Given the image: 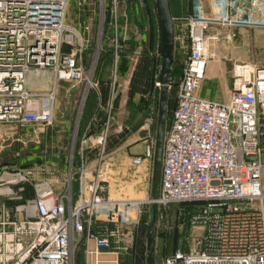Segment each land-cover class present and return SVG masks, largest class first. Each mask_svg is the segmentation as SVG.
<instances>
[{
	"label": "built area",
	"instance_id": "2783aa9c",
	"mask_svg": "<svg viewBox=\"0 0 264 264\" xmlns=\"http://www.w3.org/2000/svg\"><path fill=\"white\" fill-rule=\"evenodd\" d=\"M193 1L192 13L174 33L185 56L177 81L169 85L175 87V106L163 137L156 202L162 208L174 203L199 205L185 212V226L190 225L187 251L183 238L161 264H264V64L234 62L226 102L197 94L207 67L210 24L264 25V0H213L210 15ZM97 5L98 32L103 33L106 7L115 26L116 0H98ZM67 6L68 0H0V150L16 141L25 143L11 132L27 127L39 143L40 134L53 124L54 90H29L28 72L50 69L55 80H84L86 87L92 86L75 56L82 38L66 23ZM111 33L115 37V27ZM105 137L104 129L95 139L98 163L106 154ZM153 150L154 143L144 140L132 164L153 161ZM77 154L81 164L76 194L69 176L60 193L42 181L34 184L31 198L12 208L0 201V264H74L79 243L83 264H99L101 251L111 248L114 232L95 225L101 220L99 210L112 204L103 196L105 186L97 168L85 181L84 152ZM26 179L13 172L4 182ZM9 194H13L9 187L0 192ZM143 202L152 200L147 197Z\"/></svg>",
	"mask_w": 264,
	"mask_h": 264
},
{
	"label": "rangeland",
	"instance_id": "374dc122",
	"mask_svg": "<svg viewBox=\"0 0 264 264\" xmlns=\"http://www.w3.org/2000/svg\"><path fill=\"white\" fill-rule=\"evenodd\" d=\"M186 1L172 0L173 10L176 9L177 4L184 6L186 3H190L192 8L193 0ZM97 4L98 0H68L66 11V23L76 28L82 38V49L77 51L75 56L82 64L85 75L92 86L95 87L96 83V88H100L101 94L105 97L108 94L110 98L117 94L128 95L134 86L146 89L149 98L148 103L150 102L151 107L156 112L159 86H156L155 82H158L157 76L161 63V36L154 0H116L115 26L113 23H108L110 12H105V20L102 23L105 29H111V31L115 27V37L113 35L107 37L98 32L100 24ZM207 36L206 73L201 80L197 94L207 99L226 102L231 88L233 63L264 64V25L213 23L210 24ZM77 42L78 40L75 38L74 49L78 46ZM174 52L178 54V57L175 60L174 71H171V77L177 79L185 51L178 48L174 42ZM108 54H111V58H115L114 77L112 65H106V61L103 59L104 56L106 59ZM85 85L86 81L83 80L76 89L77 92L74 96V92L71 90L70 93H62V95L66 94L67 97L69 94L76 97L75 110L81 97H85L88 88L91 87L88 85L86 92H83ZM112 86L113 92H111ZM71 99L62 100L61 105L71 104ZM171 108L173 109V105ZM166 124L167 118L165 127ZM22 131L27 133L29 130L27 127H23ZM136 136L137 134H134L132 137L135 138ZM43 138V142H45L41 146L36 147L33 140H25V143L16 141L3 152H0V192L6 193L8 187L13 192L7 196L0 195V201L4 200L11 208L34 195L35 183L50 181L54 188L62 190L65 188L66 180L72 176L73 166L70 162L76 155L75 150H73V147L77 146L75 136L73 137V134L69 136L67 146L62 150L56 149L55 146L50 148L47 134H44ZM88 144L92 143L88 142ZM142 147V141H135L130 144L129 149L134 152L140 151ZM89 148L96 152L99 150L97 144L89 145L84 151V156L89 155ZM13 172L21 173L27 179L20 183L5 184L4 180L10 177V173ZM71 184H73V179ZM262 187L264 191V170ZM198 205V203L182 204L187 211L195 210ZM179 206L170 204L165 208L160 206L158 208L155 264H161L163 258L172 251L174 247L172 243L178 231L181 233L177 242L184 238L186 216L183 218V225H181L178 218ZM123 207V205H115L112 209L119 211ZM131 208L132 224L118 237L112 239V246L119 247L122 254L131 253L136 264H145V260L143 262L145 236L151 218V204L142 202ZM108 227L110 229V226ZM191 231L197 232L198 230L191 228Z\"/></svg>",
	"mask_w": 264,
	"mask_h": 264
},
{
	"label": "crops",
	"instance_id": "0c3cea01",
	"mask_svg": "<svg viewBox=\"0 0 264 264\" xmlns=\"http://www.w3.org/2000/svg\"><path fill=\"white\" fill-rule=\"evenodd\" d=\"M169 2L171 8H173L172 0H169ZM196 2L201 4L206 15L214 12L213 0H196ZM176 6V9L173 10V16L179 21L174 24V33L180 21L193 11V6L191 8L190 3H186L184 6L177 4ZM111 65L114 77L115 58H112ZM80 83L77 81L55 80L54 72L50 69L33 70L27 74V88L29 90L41 92L54 90L55 93L53 124L46 133L50 148L55 146L56 149L62 150L67 146V139L71 134L76 138L77 146L73 147V150L77 155L75 160L77 177L75 186L73 187L71 184L73 194H76L79 188L78 174L81 158L77 152L80 150L84 152L87 146L95 145V139L105 129L104 149L106 154L102 161L98 163L97 160L99 150L96 152L91 148L89 149L92 150V153L89 151V155H85L83 159L86 169L85 181H90L97 168L102 184L105 186L103 196L112 204L108 208H101L98 212V218L101 220L98 221L100 224L97 229L114 232L115 234L111 237V248L101 251L99 264H136L131 253L122 254L119 247L112 246V239L118 237L132 224L131 207L141 204L147 197L150 198L152 160L145 159L140 165H133L131 162L132 157L140 154L143 147L140 151L134 152L130 151L129 147L135 141H142L144 144V140H148L154 143L157 110L155 112L150 102L148 103L149 98L146 89L134 86L128 95L117 94L111 98L107 96L103 101L100 90L96 88L95 83V87L91 86V88L96 92V101L86 108L85 116L83 115L81 118L85 97H81L76 110V97H73L76 95V89ZM85 89H83V92ZM70 90L74 92V94L72 92L73 96L71 94L68 95L69 97L66 94L62 95L63 92L70 93ZM111 92H113V86ZM71 96L73 99H71ZM69 99L72 101L71 104L61 105L63 101ZM80 119L81 125L79 127ZM7 132L10 133V130L7 129ZM10 134L14 137L20 136L27 141L33 140L36 147L43 145L42 143L45 142H43L44 134H40L39 143L34 136L30 137L31 134L28 132L24 134L22 130ZM134 134H137L135 138L132 137ZM88 142L92 144H88ZM4 149H7V147L1 149L0 152H3ZM71 162L73 164V160ZM50 184L52 185L51 182ZM54 191L60 193L63 189L54 188ZM115 205H123L124 207L119 211H115L112 209ZM108 219L111 221H105ZM108 226H110V229ZM90 245H92V242H90ZM83 262V243H79L74 252V264H83Z\"/></svg>",
	"mask_w": 264,
	"mask_h": 264
},
{
	"label": "water",
	"instance_id": "95a60500",
	"mask_svg": "<svg viewBox=\"0 0 264 264\" xmlns=\"http://www.w3.org/2000/svg\"><path fill=\"white\" fill-rule=\"evenodd\" d=\"M157 9L160 36H161V53L160 69L158 72V103H157V122L154 139L152 175L150 183L151 218L147 226L145 236V264H155V238L157 235V216L158 204L156 199L160 189L161 162L163 150V137L165 132V122L167 118L169 85L171 82L172 63L174 58V22L169 0H154ZM87 88L84 92H86ZM252 159V156H247ZM190 235V225L186 222L184 238V250L188 249Z\"/></svg>",
	"mask_w": 264,
	"mask_h": 264
},
{
	"label": "trees",
	"instance_id": "16d2710c",
	"mask_svg": "<svg viewBox=\"0 0 264 264\" xmlns=\"http://www.w3.org/2000/svg\"><path fill=\"white\" fill-rule=\"evenodd\" d=\"M170 3V2H169ZM171 7V6H170ZM108 8V7H107ZM109 9V8H108ZM108 9L106 10V12H109L108 11ZM171 11H172V16H173V8H171ZM105 15H106V13H105ZM174 17V16H173ZM177 21H179V20H176L175 19V22H174V24H176L177 23ZM111 23V21L108 19V23ZM109 23V24H110ZM108 34V35H107ZM103 35L104 36H107V37H111L112 36V33H111V29L109 30V29H105L104 27H103ZM109 55V54H108ZM177 57H178V54L176 53V52H174V58H173V63H172V72L174 71V66H175V60L177 59ZM103 59L106 61V65H111V63H112V58H111V54L109 55V56H107L106 57V59H105V56L103 57ZM116 73H117V69H116ZM157 80H158V76H157ZM177 81V79H175V78H172L171 77V83L173 84V83H175ZM99 90H100V96H101V99L104 101V99L106 98L105 96H103V94H101V89L99 88ZM103 91H106L105 89H102ZM107 90H108V93H109V87L107 88ZM105 93V92H104ZM108 96V95H107ZM96 101V92L91 88V87H89L88 88V90H87V93H86V96H85V100H84V105H83V108H82V115H81V118L83 117V115H84V112L85 111H87V107H89L91 104H92V102H95ZM172 105H173V108H174V106H175V87H173V86H171L170 87V89H169V94H168V108H167V124H166V126L169 124V121H170V118H171V114H172V111H173V109L171 108L172 107ZM100 114V113H99ZM85 116V115H84ZM80 125H81V119H80V122H79V127H80ZM104 151H105V153H106V150L104 149ZM76 154V153H75ZM75 160H76V155H75V157H74V159H73V164H72V166H73V172H72V179H73V184L75 183V181H76V177H77V173H76V167H75ZM73 184H72V186H73ZM74 187V186H73ZM174 204H176V203H174ZM177 205H180L179 206V208H180V214H179V223L181 224L182 223V216L184 217L186 214H185V212L187 211V209L184 207V206H182V204H177ZM100 223H96V225H95V229H97V226L99 225ZM180 233L181 232H179L178 231V234L176 235V238H174V240H173V243L172 244H174L173 246V248H172V251H174L177 247H178V242H177V240H178V236L180 235ZM171 251V252H172ZM170 252V253H171ZM144 260H145V256H144V258H143V262H144Z\"/></svg>",
	"mask_w": 264,
	"mask_h": 264
},
{
	"label": "bare ground",
	"instance_id": "6f19581e",
	"mask_svg": "<svg viewBox=\"0 0 264 264\" xmlns=\"http://www.w3.org/2000/svg\"><path fill=\"white\" fill-rule=\"evenodd\" d=\"M113 217H116V216H113Z\"/></svg>",
	"mask_w": 264,
	"mask_h": 264
}]
</instances>
